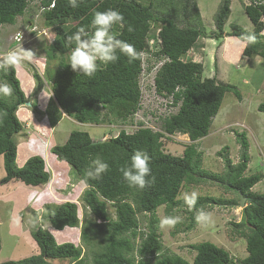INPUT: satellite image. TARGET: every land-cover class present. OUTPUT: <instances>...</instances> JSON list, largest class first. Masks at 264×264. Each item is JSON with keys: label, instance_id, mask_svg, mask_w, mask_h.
Here are the masks:
<instances>
[{"label": "trees", "instance_id": "16d2710c", "mask_svg": "<svg viewBox=\"0 0 264 264\" xmlns=\"http://www.w3.org/2000/svg\"><path fill=\"white\" fill-rule=\"evenodd\" d=\"M32 0H0V27L13 25L18 16L26 11ZM73 8L69 0H40V8L47 27L55 33L47 56L60 57L59 65L51 81L52 101L47 114L51 127L61 119L62 114L81 124H100L99 108L119 119L134 115L139 109L140 89L138 79L142 72V58L130 60L122 53L115 63L100 64L94 76L88 77L74 72L63 57L72 51L75 44L67 45L66 37L73 35L78 28L90 25L95 11L118 10L126 24L113 27V34L120 40L135 46L138 52L150 53L148 37L158 43L156 58L165 59L154 77V89L161 97H171L172 105L178 106L175 114L163 120V132L167 135L180 133L190 142L205 138L209 134L213 119L217 116L225 94L232 93L241 99L237 87L213 78H202L203 66L192 60H184L187 53L200 39L206 37L205 29L195 0H77ZM230 0H221L214 24L216 30L209 38L218 41L222 38H236L255 35L256 43L243 48V57L258 56L264 61V0H250L243 5L244 13L253 26L248 32L239 26L230 25L225 33L224 26L229 17ZM179 16V20L176 17ZM177 20V22H176ZM159 24L155 36H151V25ZM128 25L134 31L127 30ZM0 80L13 87V95L6 100L0 98V156L3 160L5 176L0 184L19 181L26 186L37 187L49 181L44 160L34 156L21 167L16 166L17 146L14 136L20 133L22 124L16 112L26 104L25 96L15 76V69L0 71ZM179 104V105H178ZM264 115V102L257 106ZM6 113V115H3ZM162 133L142 128L134 133L121 130L117 136L102 142L93 141L87 132L72 131L64 144L54 146L50 153L66 163L81 180L93 159L99 156L109 165V171L100 180H88L82 194V201L94 218L87 222L80 232V239L90 243L99 241L93 253L92 264H228L232 257L223 248L210 242L190 245L194 252L191 262L164 249L158 233L156 210L165 206L169 214L172 208L180 207L188 211L189 224L185 230L193 229L197 222L196 212L184 200L177 199L181 188L187 184H200L207 181L222 185L245 198L239 223H232L233 232L245 240L246 257L239 264H264V193H255L253 187L262 180L261 174L245 176L250 156L249 144L243 132L235 134L240 148L239 161L233 165L227 156H222L225 172L222 175L208 174L201 167L202 156L196 146L184 147L181 156L164 153ZM145 150L150 157L151 175L156 182L150 187L139 189L129 186L120 168L130 163L134 151ZM150 179V177H149ZM234 200L222 201L215 198H199L196 208L232 207ZM107 203L112 204L115 219L107 214ZM148 215L145 231L139 227L137 214ZM49 223L57 230L75 228L78 225L77 205L65 202L49 215ZM100 223H95V221ZM180 223L176 225L179 227ZM140 230V231H139ZM30 235L39 248V254L18 261L2 264H52L55 260H71L72 264H83L81 250L73 243L57 244L53 235L36 227ZM138 237L139 244L133 241Z\"/></svg>", "mask_w": 264, "mask_h": 264}, {"label": "rangeland", "instance_id": "374dc122", "mask_svg": "<svg viewBox=\"0 0 264 264\" xmlns=\"http://www.w3.org/2000/svg\"><path fill=\"white\" fill-rule=\"evenodd\" d=\"M220 2L221 0H195L206 37L200 39L183 59L201 63L202 78L215 76L218 81L237 87L241 99H237L232 93L225 94L220 110L210 126L209 134L195 142H190L186 135L180 133L167 135L163 132V120L175 114L178 106L172 105L171 97H161L155 92L154 77L165 59L153 56L158 50V43L153 38L148 37L150 53L141 56L142 72L138 79L141 97L139 109L134 115L121 120L109 114L106 109L99 108L98 125L81 124L62 114L57 124L51 127L47 107L52 101L51 81L60 57L47 56L55 33L45 24L40 0L30 1L24 14L16 18L15 24L0 27V54L16 49L21 44L25 49L36 50L37 57H41L38 61L24 62L20 67H14L15 76L27 103L20 106L16 112L22 129L14 136V142L17 146V167H21L31 157L39 156L44 160L50 176L46 184L37 187L26 186L19 181L0 184V264L39 254V248L30 235L31 230L36 227H41L53 235L57 244L73 243L81 250L80 258L83 264H92L93 253L97 251L99 241L94 239L86 244L80 239L81 229L87 222L94 220L82 201L86 187L66 163L59 161L50 153L54 146L64 144L72 131L87 132L93 141H104L117 136L121 130L134 133L139 129L148 128L153 132L162 133L164 153L181 156L185 146L195 145L202 156V169L213 175H222L225 172L222 156H227L233 165L238 163L240 148L235 140V134L243 132L249 144L250 156L245 176L261 174L262 180L252 191L264 193V115L257 110L258 104L264 102V61L255 55L244 58L243 50L241 53L238 52L241 46L237 45L235 39L222 38L223 41L218 42L207 37L216 30L214 15ZM249 3L250 0H230V14L224 26L225 32L230 31L232 24L252 32L253 26L243 9V5ZM176 19L179 20V16ZM158 30L159 24L151 25L150 35L155 36ZM16 33L22 34L21 42L17 44L13 43ZM70 53L63 57L65 62H69ZM2 82L4 81L0 80V83ZM2 97L9 99L8 96L0 95V98ZM224 147H227V150L219 156L218 153ZM4 176L3 160L0 156V180ZM192 191L198 192L199 198L234 200L236 204L232 207H206L205 210L212 213L213 223L207 226L197 223L189 231L185 230V226L189 224L188 211L175 207L168 214V209L164 205L158 207L155 216L164 249L191 262L195 254L188 247L210 242L230 254L232 260L228 264H239L247 253L244 238L235 234L231 225L239 223L242 217V209L238 206L235 194L220 184L207 181L183 186L177 199L184 200V193ZM65 202L77 205L78 225L75 228L57 231L49 223L48 217ZM106 210L109 219L114 220L113 205L107 203ZM16 215L22 219L21 224L14 227L11 220ZM165 216H180L182 223L179 227L161 228L160 221ZM137 219L140 230L144 232L148 215L139 213ZM95 223L98 224L100 221L97 220ZM139 242L140 239L136 237L133 241L135 247ZM52 264L72 262L55 260Z\"/></svg>", "mask_w": 264, "mask_h": 264}, {"label": "clouds", "instance_id": "9594fccd", "mask_svg": "<svg viewBox=\"0 0 264 264\" xmlns=\"http://www.w3.org/2000/svg\"><path fill=\"white\" fill-rule=\"evenodd\" d=\"M69 4L73 8L79 6L77 0H69ZM125 24V18L118 10L95 11L90 25L91 30H88L85 26H81L73 35L66 37L67 45L75 44L69 57L71 69L74 72H81L85 76L92 77L98 71L100 64L107 65L117 62L119 59L118 52L128 56L130 60L139 59L143 53L138 52L134 45L118 39L112 32L114 26L119 25L123 28ZM127 30L132 32L134 28L128 25ZM18 38L21 40L22 34H19ZM233 39L241 47H247L257 42L255 35L252 34ZM40 58L37 57L36 50L25 49L20 44L18 48L0 54V71L20 67L24 62L38 61ZM0 95L8 97L13 95V87L7 81L0 83ZM3 115H6V113H3ZM149 161L150 157L148 153L145 150L139 149L132 154L130 163L119 169L129 186L144 189L155 184L156 178L151 175ZM108 171L109 165L97 156L86 169L81 183L85 187H90L88 180H100L103 174H106ZM183 199L190 209L195 210V219L198 224L207 226L213 223L211 212L206 211L203 207L196 208L199 199L198 192L184 193ZM21 219L19 215L14 216L11 220L12 225L14 227L19 226ZM37 219L40 218L37 217ZM178 223H182L180 216H165L160 221V227L174 228Z\"/></svg>", "mask_w": 264, "mask_h": 264}, {"label": "water", "instance_id": "95a60500", "mask_svg": "<svg viewBox=\"0 0 264 264\" xmlns=\"http://www.w3.org/2000/svg\"><path fill=\"white\" fill-rule=\"evenodd\" d=\"M26 104H27V103H26ZM98 142H102V141L100 140V141H98ZM239 196H240V201H239L238 206H239L241 209H243V208L246 206L245 198H244L243 196H241V195H239Z\"/></svg>", "mask_w": 264, "mask_h": 264}, {"label": "built area", "instance_id": "2783aa9c", "mask_svg": "<svg viewBox=\"0 0 264 264\" xmlns=\"http://www.w3.org/2000/svg\"><path fill=\"white\" fill-rule=\"evenodd\" d=\"M19 34L20 33H16V35L13 38V41H14L13 43L17 44V43L21 42V40L18 38L19 37Z\"/></svg>", "mask_w": 264, "mask_h": 264}, {"label": "crops", "instance_id": "0c3cea01", "mask_svg": "<svg viewBox=\"0 0 264 264\" xmlns=\"http://www.w3.org/2000/svg\"><path fill=\"white\" fill-rule=\"evenodd\" d=\"M263 22H264V18H263ZM226 39H227V38H226ZM228 40H229V39H228ZM222 41H223V40H222ZM232 42H233V41H232ZM233 44L236 45L234 42H233ZM241 50H243L242 47L240 48V50H238V52L240 51V53H241ZM240 53H239V57H241ZM243 59H244V58H243ZM238 60L241 61L240 59H238ZM237 63L239 64L240 62L237 61Z\"/></svg>", "mask_w": 264, "mask_h": 264}, {"label": "bare ground", "instance_id": "6f19581e", "mask_svg": "<svg viewBox=\"0 0 264 264\" xmlns=\"http://www.w3.org/2000/svg\"><path fill=\"white\" fill-rule=\"evenodd\" d=\"M189 218V217H188ZM145 222V221H144Z\"/></svg>", "mask_w": 264, "mask_h": 264}]
</instances>
